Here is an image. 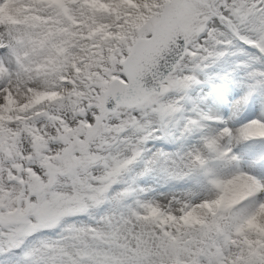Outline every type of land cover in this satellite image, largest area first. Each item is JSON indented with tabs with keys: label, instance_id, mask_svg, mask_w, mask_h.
<instances>
[{
	"label": "snow or ice",
	"instance_id": "snow-or-ice-1",
	"mask_svg": "<svg viewBox=\"0 0 264 264\" xmlns=\"http://www.w3.org/2000/svg\"><path fill=\"white\" fill-rule=\"evenodd\" d=\"M27 11L0 25V264H264V0ZM250 52L232 112L260 116L209 134L205 97L190 95L199 73ZM196 135L175 153L147 147ZM158 172L200 191L161 205L139 185Z\"/></svg>",
	"mask_w": 264,
	"mask_h": 264
},
{
	"label": "rangeland",
	"instance_id": "rangeland-1",
	"mask_svg": "<svg viewBox=\"0 0 264 264\" xmlns=\"http://www.w3.org/2000/svg\"><path fill=\"white\" fill-rule=\"evenodd\" d=\"M17 7L14 2L9 0H2L0 2V12H8L10 10H14L13 8ZM7 10V11H6ZM20 10H23L20 8ZM12 12V11H11ZM16 14L15 17L7 16V20L9 22H14L16 26H21L25 23L28 18V14L24 11L20 13L19 11H14L12 14ZM27 16V17H26ZM24 20V21H23ZM20 25H19V24ZM254 52H250L249 55H237L235 57L229 56L224 59H221L216 65L205 70L202 73H199L200 79L205 81L203 88L197 87L193 89L190 93L191 97H193L196 101L198 97H205V103L207 101H211L212 106H216V112L218 111V120L215 123V129H212L210 132H213L219 127H223V124H220L218 121L223 120L226 121L228 117H225V112H230L233 117L232 105L234 104L235 99H239L245 92V89L242 87V77L244 74L243 69H239L236 67L238 61L249 60L251 62V56H254ZM210 75H218L220 78L215 79L213 82L217 85L216 88L211 87V85L207 82L208 76ZM227 75V79H223ZM216 91V92H215ZM215 93L220 94L222 101L218 100L217 104H215V98H218ZM211 96V98H210ZM228 97V98H227ZM226 98V101H225ZM215 99V100H214ZM229 101V103H228ZM231 101V102H230ZM14 102L10 101V104ZM23 103V101H21ZM222 104V105H221ZM193 104L190 102L185 103V112L182 114L183 116H191ZM249 111V114H245V111ZM252 111V115H250ZM259 108H253L252 106L247 107L244 111H242L238 118H235L237 121L241 123H246L250 119H256L260 116ZM244 116V117H243ZM234 118V117H233ZM240 118V119H239ZM6 119L5 117H0V120ZM243 120V121H242ZM3 128L0 126V131ZM211 134V133H210ZM199 139V140H198ZM198 141H200L199 135L185 138L183 141L179 139L176 140H167V139H152L148 142L147 147L152 150V152L158 150H164L165 152L175 153L179 151L181 148H191L194 147ZM140 168H137L139 171ZM140 187L144 188L149 193V198H155L159 201L161 205L167 204L169 200L173 196L182 197L186 196L191 191H200V186L197 184L196 180H188L184 182H172L165 175L161 173H155L148 176H143L139 180ZM83 219V218H81ZM49 235H55L54 233H49Z\"/></svg>",
	"mask_w": 264,
	"mask_h": 264
},
{
	"label": "bare ground",
	"instance_id": "bare-ground-1",
	"mask_svg": "<svg viewBox=\"0 0 264 264\" xmlns=\"http://www.w3.org/2000/svg\"><path fill=\"white\" fill-rule=\"evenodd\" d=\"M2 0H0V2H1ZM9 1H11V2H14L16 5H17V7H15V8H13L14 10H10V11H8V12H4V11H1L0 12V25H3V26H8L9 28H18L19 26H16L15 24H14V22H9L7 19L9 18V17H15V15L16 14H12V12H14V11H19L20 13H22V11H24V12H26L27 14H28V18H29V13H28V11H27V2H28V0H9ZM20 8L21 9H23V10H20ZM7 11V10H6ZM12 11V12H11ZM7 16H8V18H7ZM27 17V16H26ZM24 21V20H23ZM19 24V23H18ZM20 25V24H19ZM22 25V24H21ZM224 96V95H223ZM200 98H201V95L198 97V100H200ZM210 98H211V96H210ZM228 98V97H227ZM215 100V99H214ZM236 100H238L237 98L235 99V101H234V103L236 102ZM225 101H226V98H225ZM24 102V101H23ZM197 102H199V101H197ZM217 100H215V104H217ZM231 102V101H230ZM211 101H207L206 103H205V101L203 102V103H200L199 104V107H200V109L204 112V113H206V114H208V115H210L211 117H213V120H211V121H208L207 122V125H208V131H209V134L210 133H212V132H210L212 129H215V123H216V120L218 119V117L216 116V114H215V109H216V106L214 107V106H212L211 104ZM228 103H229V101H228ZM191 105H192V103H191ZM222 105V104H221ZM229 111V110H228ZM225 112V117H228L227 119H225L226 121H229V123H230V126H232V127H238L240 124H242L240 121H237L235 118H233L232 117V115L230 114V112ZM249 111L250 110H248V111H245L244 113L246 114L247 113V115L249 114ZM259 114H260V111H259ZM196 113L195 112H193V113H191V117H193V118H195L196 117ZM241 115V114H240ZM250 115H252V111H251V113H250ZM244 117V116H243ZM240 119V118H239ZM251 120V119H250ZM243 121V120H242ZM248 122V121H247ZM246 122V123H247ZM215 131V130H214ZM213 131V132H214ZM199 140V139H198ZM198 144H199V141H198V143L195 145V146H198ZM194 146V147H195Z\"/></svg>",
	"mask_w": 264,
	"mask_h": 264
}]
</instances>
